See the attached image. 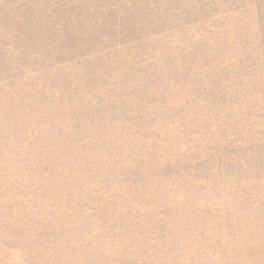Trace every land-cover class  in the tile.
<instances>
[{"label": "rangeland", "instance_id": "374dc122", "mask_svg": "<svg viewBox=\"0 0 264 264\" xmlns=\"http://www.w3.org/2000/svg\"><path fill=\"white\" fill-rule=\"evenodd\" d=\"M22 263L264 264V0H0Z\"/></svg>", "mask_w": 264, "mask_h": 264}, {"label": "bare ground", "instance_id": "6f19581e", "mask_svg": "<svg viewBox=\"0 0 264 264\" xmlns=\"http://www.w3.org/2000/svg\"><path fill=\"white\" fill-rule=\"evenodd\" d=\"M25 254V253H24ZM19 255H21V254H19ZM26 256V255H25ZM19 258V257H18ZM25 258V257H24ZM111 259V258H110ZM23 262V261H22ZM41 263V262H40ZM23 264V263H22Z\"/></svg>", "mask_w": 264, "mask_h": 264}]
</instances>
